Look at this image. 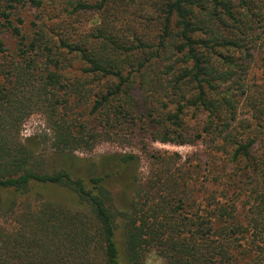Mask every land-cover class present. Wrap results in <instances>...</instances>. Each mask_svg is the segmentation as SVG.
I'll list each match as a JSON object with an SVG mask.
<instances>
[{"label":"trees","instance_id":"1","mask_svg":"<svg viewBox=\"0 0 264 264\" xmlns=\"http://www.w3.org/2000/svg\"><path fill=\"white\" fill-rule=\"evenodd\" d=\"M152 253L264 264V0H0V264Z\"/></svg>","mask_w":264,"mask_h":264},{"label":"rangeland","instance_id":"2","mask_svg":"<svg viewBox=\"0 0 264 264\" xmlns=\"http://www.w3.org/2000/svg\"><path fill=\"white\" fill-rule=\"evenodd\" d=\"M95 17H90V19L84 18V26L91 25V22ZM75 68V65L73 66V69ZM137 94V92H135ZM46 134H49V129H47L46 123L44 121L43 116L40 113H34L30 115L23 123L22 129H21V136L22 138L29 137V136H36V140L41 143L42 152L44 154L45 160L48 165L54 166L56 163H58V155L54 152H52L49 148L45 149L43 147L45 143L43 142V139H45ZM44 143V144H43ZM152 146L161 149V150H167L170 152H176L178 153L182 160L185 159V157L195 153L200 152L202 150L203 145L200 143L195 144H171V143H160V142H153ZM123 152H134L137 154V150L135 147H130V145H126L125 143L119 144L116 142H106L101 141L98 143L91 151H76L71 154H66L67 158L71 160L72 162H76V158L80 159H87L89 161H97L102 156L113 154V153H123ZM145 165L143 161H139L138 170L140 173L145 172ZM53 197H59L60 191L59 190H53V193L50 195ZM119 233V232H118ZM118 236V235H117ZM149 262L153 261L157 264L161 263V260L156 257L153 253L149 257Z\"/></svg>","mask_w":264,"mask_h":264}]
</instances>
